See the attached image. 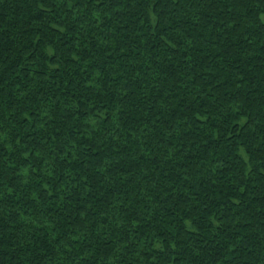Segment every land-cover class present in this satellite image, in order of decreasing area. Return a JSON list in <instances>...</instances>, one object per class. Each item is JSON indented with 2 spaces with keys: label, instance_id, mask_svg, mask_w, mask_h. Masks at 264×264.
Here are the masks:
<instances>
[{
  "label": "trees",
  "instance_id": "16d2710c",
  "mask_svg": "<svg viewBox=\"0 0 264 264\" xmlns=\"http://www.w3.org/2000/svg\"><path fill=\"white\" fill-rule=\"evenodd\" d=\"M264 0H0V264H264Z\"/></svg>",
  "mask_w": 264,
  "mask_h": 264
},
{
  "label": "rangeland",
  "instance_id": "374dc122",
  "mask_svg": "<svg viewBox=\"0 0 264 264\" xmlns=\"http://www.w3.org/2000/svg\"><path fill=\"white\" fill-rule=\"evenodd\" d=\"M262 20L264 21V17L262 18Z\"/></svg>",
  "mask_w": 264,
  "mask_h": 264
}]
</instances>
